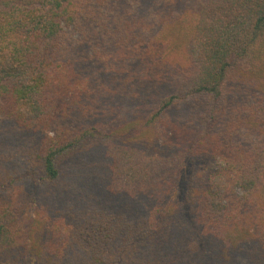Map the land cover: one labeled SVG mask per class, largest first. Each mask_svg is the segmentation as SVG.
<instances>
[{
  "label": "trees",
  "instance_id": "16d2710c",
  "mask_svg": "<svg viewBox=\"0 0 264 264\" xmlns=\"http://www.w3.org/2000/svg\"><path fill=\"white\" fill-rule=\"evenodd\" d=\"M41 179L65 238L1 197L0 264H264V0H0V186Z\"/></svg>",
  "mask_w": 264,
  "mask_h": 264
},
{
  "label": "rangeland",
  "instance_id": "374dc122",
  "mask_svg": "<svg viewBox=\"0 0 264 264\" xmlns=\"http://www.w3.org/2000/svg\"><path fill=\"white\" fill-rule=\"evenodd\" d=\"M49 135H52L49 133ZM104 146V144H103ZM109 148L111 151L113 150H119L120 148L116 145H108L105 146ZM114 152V151H113ZM68 155V154H67ZM66 155V156H67ZM65 156V157H66ZM67 162V163H66ZM220 162V160H219ZM70 163V158H67L65 160L64 158V164H60L61 172L63 173L65 169L68 167ZM90 172L87 171L86 168L80 167L77 172V177L84 176L85 178L88 176ZM42 175H40L41 178ZM95 179H93L94 181ZM42 182V183H41ZM26 187H21V184H12L9 185L8 188H4L0 186V199L1 197H9L14 200H17L23 210H26L25 213H23V216H30L33 220L29 224V228L31 231H36L37 228L40 226V222H44L46 224L48 230L50 231L51 235H48L46 237V241L44 240L45 236L43 235L42 238L45 242H48L51 239V242L58 246L62 242V240L65 237H62L63 235H66V227L64 225H61V217L58 213V208L61 203L60 198H57L55 195H45V192H47V188L53 189V186H49L47 182L43 183V179L39 180V185L35 186L30 181H27ZM113 181L109 178L108 175L104 176L103 181L99 184L100 189L98 190V196L101 195H113L116 189V185L113 186ZM59 185V184H57ZM84 186L86 188V183L84 182ZM38 187V193L34 192V188ZM20 192V196L18 199L17 194ZM40 193L43 195L41 196ZM238 195L241 194V191H238ZM52 197L56 198V201L54 202V199L52 200ZM31 198H35V200H31ZM173 199L172 197H168L167 199H164L165 204L171 201ZM60 202V204L57 205V203ZM56 204V206L54 205ZM26 219V218H25ZM7 232L9 238L13 240V243L16 244L18 240H22L21 234L24 233L25 228V221L22 219V217L13 216L9 218V221H7ZM38 223V224H37ZM42 228V227H41Z\"/></svg>",
  "mask_w": 264,
  "mask_h": 264
}]
</instances>
